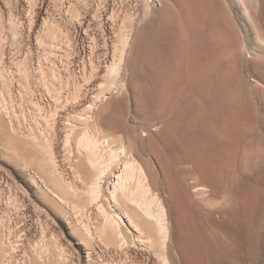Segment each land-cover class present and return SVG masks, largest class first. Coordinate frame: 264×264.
Masks as SVG:
<instances>
[{
	"label": "bare ground",
	"instance_id": "obj_1",
	"mask_svg": "<svg viewBox=\"0 0 264 264\" xmlns=\"http://www.w3.org/2000/svg\"><path fill=\"white\" fill-rule=\"evenodd\" d=\"M227 1L238 10L243 8L248 16V9L256 13L262 7V0ZM131 3L78 0L65 8L70 12V28L52 24L39 29L36 22L48 8L45 0H0V12L6 10L5 17L0 14V264L194 262L186 254V248H193H188L186 212L181 208L185 204L180 206L184 196H179L181 200L177 196L178 190L183 194L185 190H177L165 179L157 152L149 151L152 142V151L160 147L158 140L172 128V122L169 115L161 113L159 117L146 113L130 118L133 113L129 112L126 92L135 77L132 74L143 44L140 36L146 17L170 7L174 16L189 9L195 28L202 30L212 10L209 0H135L125 23L121 20L115 47L112 34L117 10ZM217 9L222 11L220 3ZM91 32L95 43L88 46L85 40ZM62 39L71 52L59 58V70L50 58L51 42ZM18 45H27L28 55L22 60L13 49ZM35 45L41 47L36 52L37 64L31 52ZM257 45L264 49V39L260 37ZM41 59L48 65L43 66ZM19 83L31 110L20 101ZM190 115L186 118L192 121ZM38 119L44 120L46 129H39ZM203 184L191 187L202 194L200 199L206 193ZM5 192L11 204L2 201ZM30 213L35 214V221L29 218ZM13 217L19 219L18 230H13ZM36 227L50 230L52 240L30 244ZM60 239H64L63 244H59Z\"/></svg>",
	"mask_w": 264,
	"mask_h": 264
},
{
	"label": "rangeland",
	"instance_id": "obj_2",
	"mask_svg": "<svg viewBox=\"0 0 264 264\" xmlns=\"http://www.w3.org/2000/svg\"><path fill=\"white\" fill-rule=\"evenodd\" d=\"M28 1L20 0L22 3ZM77 1L45 0L48 8L42 19L37 20V27L43 29L53 24L70 28L71 23L69 24L67 17L70 12L65 11V8L67 4L75 5ZM130 1H133L131 6L123 4L117 10L119 18L116 17L112 34V45L115 47L119 44L118 30L121 20L125 23L129 11L134 8L135 0ZM140 1L143 3V0ZM219 3L222 5L221 12L217 9ZM209 6L212 12L208 24L202 30L195 28L197 23L193 21L189 9L186 12L180 9L181 14L176 13L175 17L174 12L169 11L172 8L170 7L143 20L145 25L143 24L141 36L139 34L143 44L138 58H135L136 64L132 74L135 79H131L135 82L130 80V84L133 85H129L126 92V98L130 96L126 99L129 112L133 113L132 116L129 113V116L138 118L146 113L149 115L155 113L158 117L161 114L170 116L168 118L172 122V128L162 134L166 135L164 138L160 136L158 140L162 142H158L160 147L156 146L157 149L152 151L155 148L152 142L153 148L150 145L149 151L152 154L157 152L164 168L165 179L175 185L177 190H185L184 194L178 190L177 196L179 200L182 196H184L182 200L185 199V202L181 200L180 206L182 203L183 205L188 203L186 207L184 205L181 208H185L186 212L184 220L185 227L188 228V233L186 231L188 248H193L192 250L186 248V254L188 259L194 261H191L192 264H264V49L257 45L260 37L264 39V0L256 13L248 9L249 16L252 14L250 19L243 8L239 7L238 10L227 0H209ZM5 11H1L3 14L0 12L1 16H6ZM92 32L85 40L88 46L95 43ZM16 38L18 43L20 36ZM51 43L53 52L50 58L55 60V67L61 70L59 58L71 51L63 39ZM25 48L27 45L13 48L19 53V60L28 55ZM37 51H41V47L35 45L31 49L34 64H37ZM153 53L156 54L152 56ZM155 60H159V63ZM41 62L43 66L49 63L44 59H41ZM156 66L161 70L155 68ZM155 69L159 72L156 73ZM20 88L19 83L20 101L31 110V105L24 100L26 94ZM156 105L158 107H155ZM46 110L47 108H44L42 112ZM188 115L193 118L192 121L187 120ZM43 121L37 122L40 125L39 129L42 127L46 129ZM195 180L199 184L206 183V193L201 196V199H206L203 202L199 198L202 194H196L191 190L192 184L198 183ZM7 198L8 193L5 192L2 201L11 204L9 198L6 201ZM9 206L10 211H13L12 205ZM29 218L35 221V214L30 213ZM17 219L12 218L15 223L12 224L13 230L19 229L20 223ZM193 230L196 232L193 233ZM33 232L30 244L41 239L47 242L52 240L51 231L48 229L36 227ZM63 240L60 239L59 244H63Z\"/></svg>",
	"mask_w": 264,
	"mask_h": 264
}]
</instances>
